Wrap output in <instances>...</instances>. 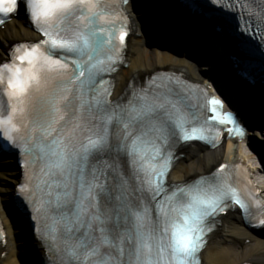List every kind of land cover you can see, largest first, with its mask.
I'll return each instance as SVG.
<instances>
[{
	"label": "snow or ice",
	"instance_id": "snow-or-ice-1",
	"mask_svg": "<svg viewBox=\"0 0 264 264\" xmlns=\"http://www.w3.org/2000/svg\"><path fill=\"white\" fill-rule=\"evenodd\" d=\"M257 2L264 6L247 0ZM19 3L0 0V17ZM24 3L45 39L18 46L12 63L0 65V144L30 158L24 167L31 179L20 191L28 193L42 245L58 264H201L208 218L229 201L246 214L249 205L222 175L166 186L176 143L207 139L187 130L177 90L152 81L138 91L130 86L127 104H112L111 84L100 78L117 63L116 22L107 19L103 0ZM186 7L200 9L197 0ZM238 11L248 13L242 32L252 23L250 34L264 29V7L248 12L241 2ZM101 20L109 32L98 30ZM127 35H119L121 44ZM210 104L215 119L236 125L233 113L217 115L219 100ZM22 121L27 135L18 139Z\"/></svg>",
	"mask_w": 264,
	"mask_h": 264
},
{
	"label": "bare ground",
	"instance_id": "bare-ground-1",
	"mask_svg": "<svg viewBox=\"0 0 264 264\" xmlns=\"http://www.w3.org/2000/svg\"><path fill=\"white\" fill-rule=\"evenodd\" d=\"M144 6L146 9L132 2H128L126 6L133 27L125 49L126 65L121 66L114 75L113 97L122 91L132 76L138 79L143 78L158 69L180 68L187 78L201 80L206 77L202 71L208 69V64L201 63L199 66L198 62H201L203 58L201 52L208 51L210 44L204 37L207 48L195 46L199 42V36L203 35L204 29L195 20L189 19L173 0H147ZM146 25L148 27H145ZM38 38L24 17L18 15L12 17L0 27V60L5 57L6 50L17 41ZM195 49H198V52H194L197 59L187 55L189 51ZM217 64L219 69L229 76L227 77L229 88L233 86L237 89L239 84L237 85L233 78L234 72L230 69V65L224 61H219ZM209 73H212V70ZM241 92L246 93L239 86L237 95L235 94L238 100H240ZM256 95L259 94L256 93ZM261 95L264 97V93ZM261 99L263 98L259 99L256 96L259 103ZM223 104L228 105L226 101ZM242 105L245 104L242 103ZM243 111L242 117L248 119L251 126L247 131L248 136L243 139L245 144L237 143V140L224 139L212 148L186 147L181 151L183 156L178 159L170 172V180L187 181L209 172L220 164H243L247 166L250 173H255V158L257 160L260 158L255 152L249 150L250 146L255 148V141L263 139L264 125L255 119L248 109ZM257 124H260L261 128H258L260 125ZM262 151L264 153V150ZM200 152L203 153L202 165L198 164ZM0 165L2 166L0 168V222L5 231L4 241L0 244V264H37L34 260L41 255L37 242L28 234L26 226L23 227L25 222L19 221L20 215H13L12 210L15 209L13 203L9 204L12 202L19 180V171L12 156L1 157ZM258 166H260V169H257L258 174L264 176V163H261V160ZM255 185L264 196V177L256 178ZM201 258L203 264H264V233L259 234L249 230L237 211L228 212L222 216L220 225L210 235Z\"/></svg>",
	"mask_w": 264,
	"mask_h": 264
},
{
	"label": "rangeland",
	"instance_id": "rangeland-1",
	"mask_svg": "<svg viewBox=\"0 0 264 264\" xmlns=\"http://www.w3.org/2000/svg\"><path fill=\"white\" fill-rule=\"evenodd\" d=\"M240 144H244L243 142L240 143ZM257 162V161H256ZM255 162V165H257ZM198 164L199 165H202L203 164V153L200 152L199 153V158H198ZM258 167V166H257ZM1 168V167H0ZM257 169H260V168H257ZM258 171V170H257ZM256 171V174H255V177L258 178V177H264V176H261V174H258V172Z\"/></svg>",
	"mask_w": 264,
	"mask_h": 264
},
{
	"label": "water",
	"instance_id": "water-1",
	"mask_svg": "<svg viewBox=\"0 0 264 264\" xmlns=\"http://www.w3.org/2000/svg\"><path fill=\"white\" fill-rule=\"evenodd\" d=\"M217 24H219V22H218ZM222 36H223L224 39L231 40V39H230L231 36L229 37V35L227 36L226 34L223 33Z\"/></svg>",
	"mask_w": 264,
	"mask_h": 264
}]
</instances>
